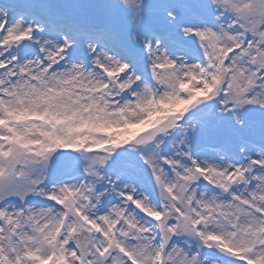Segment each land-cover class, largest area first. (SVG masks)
<instances>
[{"label": "snow or ice", "instance_id": "1", "mask_svg": "<svg viewBox=\"0 0 264 264\" xmlns=\"http://www.w3.org/2000/svg\"><path fill=\"white\" fill-rule=\"evenodd\" d=\"M0 264H264V0H0Z\"/></svg>", "mask_w": 264, "mask_h": 264}]
</instances>
